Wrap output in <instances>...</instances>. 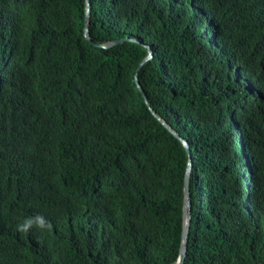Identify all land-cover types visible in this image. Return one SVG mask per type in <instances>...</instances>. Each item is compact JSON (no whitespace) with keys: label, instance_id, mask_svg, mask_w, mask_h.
<instances>
[{"label":"trees","instance_id":"trees-1","mask_svg":"<svg viewBox=\"0 0 264 264\" xmlns=\"http://www.w3.org/2000/svg\"><path fill=\"white\" fill-rule=\"evenodd\" d=\"M185 211L264 264V0H0V264H178Z\"/></svg>","mask_w":264,"mask_h":264},{"label":"water","instance_id":"water-1","mask_svg":"<svg viewBox=\"0 0 264 264\" xmlns=\"http://www.w3.org/2000/svg\"><path fill=\"white\" fill-rule=\"evenodd\" d=\"M85 33H86V37L88 38V41L91 43V44H94V42L92 41L91 37H90V32H89V11H88V17H87V24H86V28H85ZM152 54V53H151ZM136 83L138 85V88L139 90L143 93V90L142 88L140 87L139 85V82L138 80H136ZM144 95V98H145V101L146 103L148 104V100H147V97L146 95L143 93ZM160 120V119H159ZM164 125H166L164 123ZM167 126V125H166ZM171 130V129H170ZM185 192H186V206H185V209L186 208H190V197H189V194H190V185H189V172L186 176V180H185ZM184 217H185V234H184V247L182 248V251H181V255H180V258H179V261H178V264H184V260H185V257H186V242H187V236H188V232H189V227H190V221H191V212L189 214V216L187 217V212L185 211L184 213Z\"/></svg>","mask_w":264,"mask_h":264},{"label":"clouds","instance_id":"clouds-1","mask_svg":"<svg viewBox=\"0 0 264 264\" xmlns=\"http://www.w3.org/2000/svg\"><path fill=\"white\" fill-rule=\"evenodd\" d=\"M38 229H51V223L44 216L37 214L32 217H27L22 223L17 225V231L19 232H29L33 228Z\"/></svg>","mask_w":264,"mask_h":264}]
</instances>
